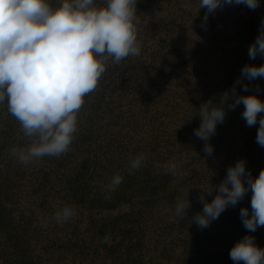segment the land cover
<instances>
[{"label":"trees","instance_id":"1","mask_svg":"<svg viewBox=\"0 0 264 264\" xmlns=\"http://www.w3.org/2000/svg\"><path fill=\"white\" fill-rule=\"evenodd\" d=\"M148 1L138 0V15ZM256 35L252 19L246 36ZM129 59L107 63L96 90L85 97L70 150L59 157L20 163L12 149L26 148L30 140L8 113L7 103L0 104V264H234L230 249L245 235L264 248V227L248 232L240 218L242 207L251 212V191L209 227L191 223L203 208L200 189L212 190L227 171L206 176L204 188L181 185L180 190L171 173L148 160L131 169L114 142L98 133L97 119L109 106L108 89L125 78ZM198 115L186 118L184 128L191 136L200 125ZM117 173L122 183L110 192L106 186ZM187 196V216L177 217L176 201ZM205 196L209 202L213 199ZM66 205L74 206L75 215L58 224L54 213Z\"/></svg>","mask_w":264,"mask_h":264},{"label":"clouds","instance_id":"2","mask_svg":"<svg viewBox=\"0 0 264 264\" xmlns=\"http://www.w3.org/2000/svg\"><path fill=\"white\" fill-rule=\"evenodd\" d=\"M137 4L138 0H0V104L7 103L8 113L30 140L28 147L12 149L20 163L68 152L85 97L96 90L107 63L119 64L129 56L140 55ZM233 5L255 10L260 0H199V9H206L202 26L217 10ZM248 56L250 60L264 58V19L249 45ZM257 79H264V63L245 64L231 90L221 93L218 102L210 99L201 104V122L193 135L204 141L202 150L206 156L214 152L210 140L217 126L225 121L228 111L241 104L246 126L258 124L255 142L264 148V100L257 94L237 93V85L248 91L244 80ZM256 88L259 90V85ZM144 159L143 154L132 157L130 168L139 169ZM164 167L173 176L180 174L178 162L170 161ZM122 180L119 173L115 174L107 190L115 191ZM200 190L198 200L203 208L191 218L198 228L209 227L249 191L251 212L242 207L241 222L248 232L264 227V168L253 177L246 169V161L239 159L228 167L219 185ZM205 194L213 199L209 202ZM190 207L188 196L178 198L175 215L187 216ZM74 215V206L66 205L55 211L53 219L63 224ZM229 257L234 264H264V248L257 246L255 237L245 235L230 249Z\"/></svg>","mask_w":264,"mask_h":264},{"label":"rangeland","instance_id":"3","mask_svg":"<svg viewBox=\"0 0 264 264\" xmlns=\"http://www.w3.org/2000/svg\"><path fill=\"white\" fill-rule=\"evenodd\" d=\"M144 9L139 14L141 53L130 56L125 78L121 76L108 89L109 106L97 119L98 133L114 142L129 162L143 154L159 170L170 161L180 163V174L172 175L180 190L181 185L204 188L206 176L227 171L239 159L246 161L253 177L258 176L264 168V148L255 142L258 124L249 128L242 118V104L227 112L224 124L212 136L211 156L202 150L204 141L184 127L186 118L199 114L203 102H218L221 93L231 90L245 64L262 63L259 56L249 59L248 48L255 39L246 33L253 19L258 35L264 0L255 10L225 6L210 15L205 26L206 9H199V0H149ZM243 83L249 85L248 91L237 85L238 94H257L264 100V79Z\"/></svg>","mask_w":264,"mask_h":264}]
</instances>
